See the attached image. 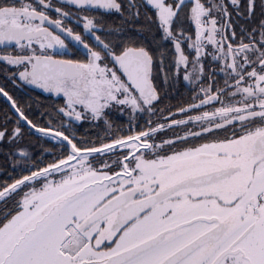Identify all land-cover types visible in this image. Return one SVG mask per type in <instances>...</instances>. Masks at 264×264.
<instances>
[{"label":"snow or ice","instance_id":"6c2138e0","mask_svg":"<svg viewBox=\"0 0 264 264\" xmlns=\"http://www.w3.org/2000/svg\"><path fill=\"white\" fill-rule=\"evenodd\" d=\"M0 264H264V0H0Z\"/></svg>","mask_w":264,"mask_h":264},{"label":"flooded vegetation","instance_id":"af4514ba","mask_svg":"<svg viewBox=\"0 0 264 264\" xmlns=\"http://www.w3.org/2000/svg\"><path fill=\"white\" fill-rule=\"evenodd\" d=\"M3 103V101L2 100H0V104H2Z\"/></svg>","mask_w":264,"mask_h":264}]
</instances>
